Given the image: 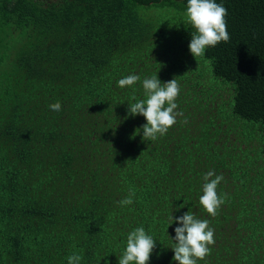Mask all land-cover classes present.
<instances>
[{
  "label": "trees",
  "instance_id": "trees-1",
  "mask_svg": "<svg viewBox=\"0 0 264 264\" xmlns=\"http://www.w3.org/2000/svg\"><path fill=\"white\" fill-rule=\"evenodd\" d=\"M217 2L230 39L195 58L187 0H0V264H118L140 226L150 264H173L170 217L189 210L214 229L198 264H264V0ZM154 74L184 115L152 141L129 104Z\"/></svg>",
  "mask_w": 264,
  "mask_h": 264
},
{
  "label": "clouds",
  "instance_id": "clouds-1",
  "mask_svg": "<svg viewBox=\"0 0 264 264\" xmlns=\"http://www.w3.org/2000/svg\"><path fill=\"white\" fill-rule=\"evenodd\" d=\"M227 9L223 2L217 0H187L185 20L194 31L189 43V51L196 58L203 56L208 48H214L221 42L230 39L226 23ZM140 80L136 74L125 76L117 81L121 89L132 87ZM144 99L135 100L129 104L130 115L143 116V139L156 140L166 135L177 123V117L183 116L178 109L177 98L180 88L177 79L162 82L158 75L144 78L142 81ZM50 110L59 112L62 104L58 101L49 105ZM187 123V119L184 120ZM223 175H217L214 170L204 174L203 194L199 197L202 208L215 216L217 209L225 203V198L218 195V185L223 181ZM135 192L118 203L121 207L133 204ZM182 208V207H181ZM179 209H177L178 211ZM171 225L175 223V236L171 249L174 252L173 264H198L209 253L215 243L214 229L209 226V220L197 218L190 210L182 216L170 217ZM170 225V226H171ZM157 241L143 226L136 227L127 234L126 246L118 257V264H150V258L156 248ZM67 264H82L83 257L78 253L68 256Z\"/></svg>",
  "mask_w": 264,
  "mask_h": 264
}]
</instances>
